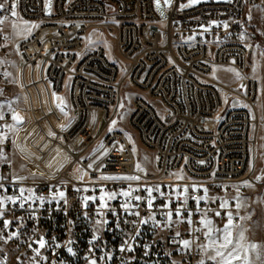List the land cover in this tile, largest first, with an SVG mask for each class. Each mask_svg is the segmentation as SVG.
<instances>
[{
  "label": "built area",
  "instance_id": "obj_1",
  "mask_svg": "<svg viewBox=\"0 0 264 264\" xmlns=\"http://www.w3.org/2000/svg\"><path fill=\"white\" fill-rule=\"evenodd\" d=\"M187 1L173 0L162 20L154 0H52L49 16L44 12V0H10L16 4L17 15L6 12L0 18L7 15L6 21L19 18L33 22L39 25L34 30H49L48 36L62 40L97 33L112 41L118 58L110 59L102 46L83 47L79 55L73 45H67L66 52L54 43L46 53L40 50L45 59L43 78L54 93H65L70 117L75 115L62 133L61 147L68 158L63 171L53 175L13 172L8 164H0V183L4 185L0 196L18 198V189L23 187L46 198L43 206L36 201L21 208L18 200L0 206V231L5 237L11 231L18 234L7 243L0 240V262L89 264L96 259L98 264H200L203 259L213 264L200 248L208 240L199 221L205 212L209 218L219 211L221 216L215 218L225 224L227 211L220 207L221 192L242 185L251 170L259 120L253 110L257 85L248 74L253 46L247 30L249 16L260 0H227L182 9ZM260 14L259 37L264 39V13ZM225 23L227 28L223 27ZM33 31L24 38L23 48L33 44ZM22 58L32 62L24 54ZM218 67L239 74L234 85L212 79L211 73ZM3 74L0 72V76ZM127 88L136 92L127 124L139 145L151 153V171L142 166L143 171L136 170L139 163L135 152L130 143L124 146L120 142L122 134L108 130L95 143L105 127L98 132L86 129L85 112L97 110L105 122H111ZM229 100L239 105L225 108ZM12 114L3 111L0 125L13 121ZM207 121L213 122V129L205 128ZM10 147L20 156L14 139L4 144L3 150ZM93 161L89 169L87 165ZM81 175L83 180L79 179ZM126 175L140 179H101ZM155 185L160 186V192H152L153 205L149 208L145 189ZM50 186L65 191V199L59 203L51 200L56 188L50 193ZM85 188L88 191H83ZM101 188L105 193L117 192L113 200L105 196L103 208ZM205 188L210 199L198 205L196 201ZM122 190H132V198L119 195ZM137 195L141 201L134 199ZM84 196L96 199L85 206ZM185 196L189 197L186 202ZM213 197L218 199L213 202ZM126 201L129 210L139 216L122 208ZM178 207L182 218L176 216ZM185 209L194 213L191 225L182 222L188 218ZM168 212L172 213L170 226L166 224ZM150 215L155 221L140 223ZM4 220L13 223L5 229ZM98 220L100 223H96ZM234 223L239 224L236 215ZM40 238L45 247L36 256L28 244L39 248L34 241ZM182 240L192 241L190 250L184 249ZM121 246H131L133 251L121 252Z\"/></svg>",
  "mask_w": 264,
  "mask_h": 264
},
{
  "label": "rangeland",
  "instance_id": "obj_2",
  "mask_svg": "<svg viewBox=\"0 0 264 264\" xmlns=\"http://www.w3.org/2000/svg\"><path fill=\"white\" fill-rule=\"evenodd\" d=\"M227 0H200L199 4L210 2H224ZM185 2L184 4H187ZM44 12L46 16L51 13L52 0H44ZM173 4V0H154V5L160 18L164 20L167 16L166 11ZM264 13V0H260V5L253 10L251 19L248 22L249 29L247 30L248 39L251 41V54L249 56L250 68L249 76L256 82L257 98L253 105V110L258 117L259 127L256 132L255 149L251 158V170L245 176L243 182L248 181L250 186L232 185L221 192V201L227 200L228 206L224 209L231 211L237 216L236 203L242 202V207L238 210L239 225L246 229L245 236L248 242L256 243L264 247V39L259 37V16ZM260 14V15H259ZM25 22L28 26L35 25L33 22L12 18L6 21L0 27V104L4 107L0 111H13L18 115L22 123H10L14 130L4 132L3 143L0 147H4L6 142L14 139V144L17 149L12 147L4 149V155H8L13 172L24 171L25 173H40L44 175L56 174L57 170L62 169L65 165L66 152L61 147L62 133L65 128L70 126L74 121V116L70 117L67 97L65 93L56 96L62 97L66 104L65 115L61 112L58 104L60 101L53 96V91L45 81L42 75V68L45 64V59L41 57V53H46L49 44L54 43L61 47L63 52H66L67 45L73 47L75 54H80L83 47L92 49L96 46L104 47L110 59L118 58L115 52L112 41L105 36H100L97 33H91L87 38L84 36H73L69 40L54 38L48 36L47 31L32 28L34 36L33 44L29 43L27 49L21 45L27 36L31 33L24 30ZM58 26V25H57ZM55 30V26H52ZM48 36V37H46ZM245 39V38H243ZM86 41V44H85ZM66 45V46H63ZM38 52V53H37ZM36 53V55H35ZM23 54L32 62L23 60ZM121 61V60H120ZM1 69H4L3 71ZM237 74L235 71H233ZM212 76H216L219 80L227 83L238 79L233 77L230 72L212 71ZM136 92L131 89H125L122 96L123 107L118 108L117 115L110 119L109 128H113L114 132H118L120 142L124 146L135 149V157L138 163L151 171L152 156L149 151L141 147L136 139L135 134L128 127L127 121L132 112V99ZM239 105L238 101L229 100L226 102L225 108ZM257 108V110H255ZM87 116L86 129L88 132H98L101 127L100 115L91 111L85 112ZM112 121H116L115 125ZM7 124V123H5ZM205 128L211 130L214 124L211 121L205 123ZM99 133L95 141L99 143L106 131ZM54 133L55 135H51ZM14 155V156H13ZM64 158L65 161H62ZM257 177H260L257 180ZM239 186V188H237ZM239 198V201L237 200ZM240 217H246L241 220ZM217 228H223L224 224H220L215 216L209 217ZM250 259L255 261V255L251 254ZM235 264H243V261H236ZM260 264V262H256Z\"/></svg>",
  "mask_w": 264,
  "mask_h": 264
},
{
  "label": "snow or ice",
  "instance_id": "obj_3",
  "mask_svg": "<svg viewBox=\"0 0 264 264\" xmlns=\"http://www.w3.org/2000/svg\"><path fill=\"white\" fill-rule=\"evenodd\" d=\"M165 2L167 3L168 0H165ZM200 2V0H188L187 4H182L181 8H187L190 7L192 5L198 4ZM157 3H159V0H157ZM16 7L15 2H10V0H0V14L6 13V12H10L11 16L15 17L17 15L16 11L14 10ZM8 19L7 15H3L2 18H0V24H4L5 21ZM249 19H251V17L249 16ZM34 27H39V25H31L28 26L27 23L25 22V28L24 30L31 33L32 28ZM224 28L228 27V24L225 23L223 25ZM207 30V29H205ZM234 62V61H233ZM227 71H234V69H227ZM237 76H239V74H236ZM53 96L60 101V104H58V107L60 108L61 112H63L65 115H67V112H65V107L66 104L64 102V99L62 97H58L56 96V93H53ZM3 105L0 104V109H3ZM121 107H123V105H121ZM11 119L16 121L17 123H22L23 121L21 120V118L16 115L15 113L12 114ZM0 120H3V112L0 111ZM116 121H112V124L115 125ZM3 127H7L9 129V131L14 130L13 125L11 124H4V125H0V133H2V129ZM113 131V128H109V132ZM51 135H55L54 133H51ZM3 139L4 137L2 135H0V144L3 143ZM100 147H103V145H101ZM120 150H123V148L121 147ZM97 151H99V149H97ZM133 151H135V149H133ZM0 159H4L5 161H7V157L4 155V150L3 147H0ZM157 159H159L157 157ZM94 162H90L88 163L87 167L89 169L93 168ZM136 170L137 171H143V168L141 167L140 164H137L136 166ZM79 171V169H78ZM21 180L26 179L25 177H21ZM80 180H83L84 177L83 175H81L79 177ZM101 179L104 180H117V179H123V180H127V181H137L140 179L139 176L136 175H126V176H102ZM260 177H257V180H259ZM243 186H250L248 181L243 182ZM56 188V194L52 195L50 197L51 200H55L57 203H59L60 200H64L65 199V191L60 190L59 186H50L49 188V192H52V188ZM4 188V185L2 183H0V190H2ZM237 188H239V186H237ZM76 191H81L80 188H76ZM19 197L17 198L16 196H0V206H3L5 203H12V204H16L17 200L19 201V206L21 208H24L26 203L31 202V204H35L36 201H39L40 205L43 206V204L45 203L46 198L44 196H37L34 194V190L32 188H19ZM83 191H88V189H83ZM94 191V190H93ZM101 195L99 197V199L101 200V205L100 207H106V204L104 203L105 200V196L107 197V199L113 200L117 197V192L115 191H111V192H107L105 193L104 190L101 188ZM145 191L148 193V199H147V206L149 208L152 207L153 205V197H152V192L156 191V192H160V186L159 185H155L152 187H148L145 189ZM185 193H187L188 188L184 189ZM204 195L200 196L197 199V204L199 205V203L201 201L207 203L208 200L210 199L207 195V189L205 188L204 190ZM25 193H27V195H25ZM132 190H128V191H121L119 193V195H122L124 197H129L132 198ZM161 195H163V193H161ZM189 197L185 196V202L187 201ZM83 201L85 202V206H87V202L88 201H95L96 197L95 196H84L82 197ZM134 199L136 201H141L142 197H140L139 195L135 196ZM213 200V202L218 199L216 197L211 198ZM237 200L239 201V198H237ZM66 202V201H65ZM228 201L222 200L220 203V207L223 209L225 207L228 206ZM137 207L139 205H136ZM236 209H237V216H238V210L243 206L242 202H237L236 203ZM163 207H168V205H164ZM122 208L125 209L126 212H128V214H132V215H136L139 216L138 212H131L129 210V203L126 201L125 203L122 204ZM114 211V210H113ZM185 211H188V218L186 221H182V222H187L191 225L192 221H191V216L194 214L192 213L190 210L185 209ZM198 213L201 210H197ZM115 214V213H114ZM0 215H2V207H0ZM99 215V213L97 214ZM166 217H168V220L166 221V224L168 226L171 225L172 221H171V216L172 213L168 212L165 213ZM182 210L180 207H178L176 209V216L178 218H182ZM215 216L216 217H220L221 213L219 211L215 212ZM227 216V220L226 223L224 224L223 228H217L214 226L213 221L209 218H207V214L206 212L202 215L201 220L199 221V223L201 225H203V228L206 229V231L203 232L204 237L208 240L207 244H201L200 248L203 249L206 253H207V259L212 261L213 264H235L236 261H243V264H256V262H260V264H264V247H262L261 245H258L256 243H251L248 242L246 236H245V231L246 229H243L241 227V225L234 223V215L231 211L226 213ZM151 219L153 221H155V217L154 215H150L147 219H141L140 223H147V220ZM241 220L246 219V217H240ZM105 224L108 223L107 220L103 221ZM127 222V221H126ZM12 221H8V220H4V228L7 229L9 227L10 224H12ZM96 223H100V221H96ZM135 225V222H132ZM157 226H159V224H157ZM194 231H202V229H195ZM137 235H139V229H137ZM177 235H179V233H177ZM18 234L16 231H11L9 232V234L5 237L2 234V231H0V240H2L4 243H7L9 240L13 239V238H17ZM95 239V237L93 238ZM35 243L39 244V248H33L32 247V243L28 244V247L35 252L36 256L40 255V249L45 247V241L43 238H40L39 241H34ZM184 249L186 250H190V246L192 241L190 240H182L181 241ZM59 246V245H57ZM2 250V249H0ZM125 250L128 251H133L132 247L129 246L127 249L124 246H121V248L119 249V251L123 252ZM69 252H72V248L69 247L68 248ZM89 251L91 252L92 249H89ZM254 254L255 255V261H253L252 259H250V255ZM19 259V257L17 258ZM32 259L35 261V257H32ZM41 259H45L46 257H41ZM99 260L103 261L104 257H100ZM0 264H3V262H0ZM89 264H98L96 259H91L89 261ZM200 264H206L205 260H201Z\"/></svg>",
  "mask_w": 264,
  "mask_h": 264
},
{
  "label": "crops",
  "instance_id": "obj_4",
  "mask_svg": "<svg viewBox=\"0 0 264 264\" xmlns=\"http://www.w3.org/2000/svg\"><path fill=\"white\" fill-rule=\"evenodd\" d=\"M227 69H229V68H222V67H218V68H215L214 69V71H226V72H230L232 75H233V77H235L236 78V74L233 72V71H227ZM216 82H218V83H220V84H226V85H228V86H232V85H234V83H235V80L233 81H231V83H227V82H223V81H221V80H219L215 75H214V78H213ZM255 110H257V108L255 109ZM258 111V110H257ZM3 112V111H2ZM10 123H14V120L13 121H11V122H9V123H7V124H10ZM5 124V123H4ZM3 124V125H4ZM15 124V123H14ZM9 129L7 128V127H3V129H2V133H0V135H2L3 137H4V132H6V131H8ZM14 156V155H13ZM6 157H8V155H6ZM0 164H8L9 166H11V164H10V161L7 159V161H5L4 159H0ZM12 167V166H11Z\"/></svg>",
  "mask_w": 264,
  "mask_h": 264
},
{
  "label": "bare ground",
  "instance_id": "obj_5",
  "mask_svg": "<svg viewBox=\"0 0 264 264\" xmlns=\"http://www.w3.org/2000/svg\"><path fill=\"white\" fill-rule=\"evenodd\" d=\"M213 78H214V76H212V79H213ZM88 111H89V112L93 111V112H95V113H97V114L100 115V119H101L102 124H101V127L99 128L98 131H100V130L103 129L104 127H107V128L109 129V124H110L111 122H108V121L105 122L101 112H99V111H97V110H87L86 112H88ZM72 117H73V116H72ZM65 156H67V154H65ZM67 158H68V156H67ZM67 158H66V161H67ZM61 159H62V161H65L64 158H61ZM63 168H64V166H63ZM63 168L57 170L56 174H58L59 172L63 171Z\"/></svg>",
  "mask_w": 264,
  "mask_h": 264
}]
</instances>
